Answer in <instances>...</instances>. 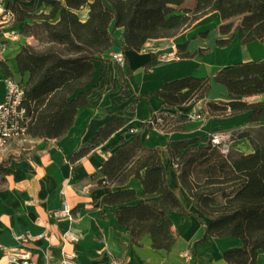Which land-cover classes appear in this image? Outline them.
Instances as JSON below:
<instances>
[{
	"label": "crops",
	"instance_id": "1",
	"mask_svg": "<svg viewBox=\"0 0 264 264\" xmlns=\"http://www.w3.org/2000/svg\"><path fill=\"white\" fill-rule=\"evenodd\" d=\"M15 0H0L6 9ZM34 7L32 14H50L52 6L45 0H21ZM77 13L81 20L89 17L87 0ZM187 1V0H186ZM185 1V2H186ZM188 0L179 9H194ZM196 6V5H195ZM81 12L83 14H81ZM248 13L245 4L219 8L195 21L189 28L168 38H152L140 50H127V63L120 67L111 60V54L121 49L124 28H117L119 42L94 63V75L79 92H87L89 104L81 106L73 126L60 139L24 137L13 140L0 151V164L10 170L0 187V264L6 263L5 248L17 246V236L32 235L28 248L36 264H57L63 249L62 234L69 229L80 234L75 245L67 244L66 250L75 249L81 264H234L223 255L233 248L243 246L237 237L207 235L212 218L203 214L194 204L193 197L181 186L178 171L170 166L166 147L170 141L200 138L204 142L216 132L231 135L230 149L249 154L255 151L249 138L233 140L240 132L254 133L264 130V118L251 121V113L242 112L225 117L194 118L185 130L163 132L156 128L144 130L142 123L155 113H183L188 118L198 114L206 101H230L228 87L214 81L204 98L167 108L165 101L155 92L169 81L186 76L212 77L216 72L234 64L256 60L264 61V32L242 24ZM57 17L54 21H57ZM25 22L12 16L0 23V102L5 99L6 78L13 75L28 81L29 73H22L17 55L24 44H37L33 36L24 34ZM219 40H228L218 45ZM177 46L180 58L162 61V52ZM264 78V73H263ZM146 96H150L149 99ZM252 104L264 102V92L242 98ZM122 122L114 133L78 160L73 157L81 148L91 145L96 134L106 125ZM130 128H136L135 133ZM146 145L163 149L162 161L168 168V185L178 190L180 198L192 214L171 212L172 232L176 241L170 250L156 249L150 235L138 244L130 241L126 226L119 223L116 211L120 205L102 203L103 197L119 190L133 189L138 199L146 194L145 171H141L122 185H105L103 165L124 143L138 134ZM65 188L66 199L73 207L74 219L58 218L55 212L62 207L60 189ZM51 234L47 240L43 235ZM191 250L192 256L184 253ZM256 264H264V250L260 251Z\"/></svg>",
	"mask_w": 264,
	"mask_h": 264
},
{
	"label": "trees",
	"instance_id": "2",
	"mask_svg": "<svg viewBox=\"0 0 264 264\" xmlns=\"http://www.w3.org/2000/svg\"><path fill=\"white\" fill-rule=\"evenodd\" d=\"M185 1L94 0L89 3V17L85 21L77 10L87 0H45L52 12L39 15L32 14L34 7L21 0L10 2L6 11L25 22L24 34L37 40L36 45L24 44L17 55L19 70L29 73V80H22L23 105L29 117L26 136L60 139L68 133L79 108L89 104V91L77 92L92 79L93 61L101 59L119 42L115 36L117 28H124L123 51L140 50L149 39L173 37L219 8L245 4L248 13L242 19L243 26L264 32V0H196L194 9H179ZM228 42L219 40L217 44ZM263 73V60L241 62L212 77L186 76L169 81L155 94L164 99L167 108H176L204 98L212 83L220 82L228 87L231 100L206 101L198 115L218 118L249 111L250 120L254 121L264 118V102L250 104L242 98L264 92ZM189 122L181 112L155 113L151 120L142 123V128L181 131ZM122 124L114 121L103 127L93 143L81 148L73 159L88 154ZM241 138H249L255 151L243 154L230 149L225 154L211 143L209 136L204 142L200 138L170 141L166 152L170 166L178 171L181 186L193 197L196 207L212 218L207 235L242 240L243 246L227 250L224 259L234 264H256L264 250V141L256 142L248 132L232 136L233 140ZM162 152L160 147L146 145L141 133L119 147L104 163L105 177L101 183L122 186L145 171L146 194L136 204H128L139 198L136 191L119 190L105 195L102 203L120 205L116 217L126 226L131 243L138 244L150 235L154 248L170 250L176 237L169 214L192 213L184 206L179 191L168 185V168L162 161ZM9 172L0 164L3 178Z\"/></svg>",
	"mask_w": 264,
	"mask_h": 264
},
{
	"label": "built area",
	"instance_id": "3",
	"mask_svg": "<svg viewBox=\"0 0 264 264\" xmlns=\"http://www.w3.org/2000/svg\"><path fill=\"white\" fill-rule=\"evenodd\" d=\"M0 23L11 18L13 13L6 11L0 7ZM180 52L177 46H173L169 51L162 52L159 59L162 61H171L180 58ZM111 60L118 66L123 67L127 63V56L125 51L117 50L111 54ZM6 94L5 99L0 102V150L6 148L13 140L26 137V132L29 123L26 108L23 105L25 98V84L22 80L16 79L13 75L8 76L5 81ZM190 120L200 118L198 114L188 116ZM147 123V121H145ZM136 128H131L130 132L135 133ZM210 141L213 145L220 147L223 153L230 151L231 135L223 132H216L210 136ZM62 196V207L54 214L58 218H66L73 220L75 215L73 207L66 199L65 188L60 189ZM47 240L51 239V234L45 233L43 235ZM32 240V235L23 233L17 236L18 245L5 248V264H36L32 257V253L28 248V243ZM63 249L61 257L57 264H81L78 261V255L75 249L66 250L67 244L75 245L80 241V234L73 229H69L62 234ZM184 256L190 258L192 256L191 250L184 253Z\"/></svg>",
	"mask_w": 264,
	"mask_h": 264
},
{
	"label": "rangeland",
	"instance_id": "4",
	"mask_svg": "<svg viewBox=\"0 0 264 264\" xmlns=\"http://www.w3.org/2000/svg\"><path fill=\"white\" fill-rule=\"evenodd\" d=\"M188 1V0H187ZM185 2L184 3V5L186 6V7H188L186 4H188V2ZM191 4H192V7H190V8H194L195 7V5H196V0H193L192 2H191ZM189 8V7H188ZM81 14H83L82 12H81ZM254 137H256V138H258L259 140H262V139H264V130H261V131H259V133H254ZM3 150V149H2ZM1 151V150H0ZM5 184V180H4V178H3V176L0 174V187H2L3 185Z\"/></svg>",
	"mask_w": 264,
	"mask_h": 264
}]
</instances>
